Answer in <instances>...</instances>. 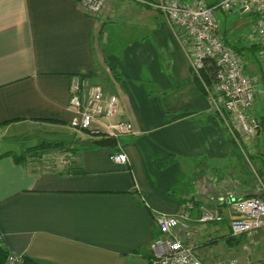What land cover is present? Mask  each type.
Returning <instances> with one entry per match:
<instances>
[{
  "label": "crops",
  "instance_id": "obj_1",
  "mask_svg": "<svg viewBox=\"0 0 264 264\" xmlns=\"http://www.w3.org/2000/svg\"><path fill=\"white\" fill-rule=\"evenodd\" d=\"M234 30L219 32L242 51L257 97L264 88L261 53ZM182 37L161 13L135 3L108 0L92 14L79 0H0V155L41 134L70 133L75 141L35 162L0 156L7 252L43 264H149L155 217L188 201L183 240L205 263L239 264L225 247L230 213L219 202L227 194L264 196L240 180L247 163L239 170L234 121L213 101L215 72L208 82L202 70L209 60L193 70ZM79 76L117 96L120 111L110 120L132 124L116 146L94 145L104 136L72 127L69 87ZM247 113L262 131L264 115ZM116 151L126 163L110 159ZM190 178L191 192L177 197L172 188ZM202 208L224 220L197 223Z\"/></svg>",
  "mask_w": 264,
  "mask_h": 264
},
{
  "label": "built area",
  "instance_id": "obj_2",
  "mask_svg": "<svg viewBox=\"0 0 264 264\" xmlns=\"http://www.w3.org/2000/svg\"><path fill=\"white\" fill-rule=\"evenodd\" d=\"M108 0H79L81 7L92 14L99 13ZM150 8L161 13L181 34L182 42L190 52V65L199 72L207 59L215 63L213 101L221 105L224 113L233 119L235 131L240 135L253 136L259 123L248 115L253 106L256 91L252 77L245 71L242 57L228 44L219 32L215 11H231L242 8L256 14L252 27L256 42L262 47L261 61L264 63V0H217L210 5L206 0H120ZM215 104V105H216ZM216 105V106H217ZM69 108L76 118L72 127L92 131L94 135L119 137L130 134L133 126L127 120H110L119 114L120 108L115 94H106L101 85L91 83L87 77H75L69 87ZM95 121L102 123V129L92 128ZM77 127V128H76ZM235 135V134H234ZM236 137V136H235ZM116 163H126L124 152L110 154ZM228 209L229 236L238 237L264 229V200L256 195L233 197L225 195L219 202ZM192 204L186 202L174 213H159L155 217L158 234L149 244V264H236V260L201 261L194 246L183 240ZM224 215L216 209L202 208L196 217L199 224L219 223ZM3 235L0 233V242ZM25 254L8 252L3 264H26Z\"/></svg>",
  "mask_w": 264,
  "mask_h": 264
},
{
  "label": "rangeland",
  "instance_id": "obj_3",
  "mask_svg": "<svg viewBox=\"0 0 264 264\" xmlns=\"http://www.w3.org/2000/svg\"><path fill=\"white\" fill-rule=\"evenodd\" d=\"M215 17L217 20L218 27L221 31H227L228 34L230 35L232 30L235 29L234 33L237 36L242 37L243 42H245V40H250V42H256V37L251 31L252 27L254 26L257 20L256 14L250 12L249 10L242 11L239 8H234L228 12H222L220 10H216ZM254 88L255 91H257L255 84H254ZM248 111L252 112V115L258 118L259 116L264 115V88L262 93L257 94L255 102L252 106V110H248ZM234 131L235 129L233 130V132ZM82 133L84 135L85 134L87 135V131H82ZM234 134L236 136L235 148L237 147L236 156H238L237 158L239 161V170L241 169L240 165L242 164V162L244 163V165H246L245 162L247 163V166L245 167L247 169V173L243 174L240 180L246 181L249 190L259 191L260 193L258 192V194L259 195L262 194L264 196V128L262 129V131L259 132L256 130L253 136L243 135L242 137L240 133L236 131ZM44 140L45 139L39 137L30 140L28 139L26 142L22 143V146L20 143L15 142V144H12V146L15 149H17V151H13V152L18 156L24 155L25 157L27 155L28 158L25 157V160L23 161L26 163L29 161V159L35 162L38 161V159L40 158L43 159V157L53 158L54 156L50 148L41 147V145L44 144L42 142ZM29 145H33V146H29ZM65 145H67V143L58 145V147H62L63 149L65 148ZM245 154L248 155L249 160L245 158L246 157ZM29 157H33V158H29ZM165 167H161V168H165ZM236 170L238 169L236 168ZM229 181H233V179H229ZM190 182L192 183L191 178L185 179L181 184L175 185L172 188L175 195L177 197H182L185 196L186 193H190L192 190ZM227 195L236 197L230 194ZM249 196L251 195H244L242 197H249ZM197 234L199 236V233ZM192 236L193 235H191L190 237ZM215 241L222 243L220 239H217ZM227 242L230 241L227 240ZM225 247L227 250L235 252L234 257L237 258L239 264H255L257 262H260L258 264H264V229L259 228L258 230L254 231L251 234L240 235L239 239L236 242H232V243L230 242V244L228 246L226 245Z\"/></svg>",
  "mask_w": 264,
  "mask_h": 264
},
{
  "label": "trees",
  "instance_id": "obj_4",
  "mask_svg": "<svg viewBox=\"0 0 264 264\" xmlns=\"http://www.w3.org/2000/svg\"><path fill=\"white\" fill-rule=\"evenodd\" d=\"M210 5H213L217 0H206ZM253 48L256 52H262V47L260 46V44H258L257 42L253 44V46L251 47ZM236 49V48H235ZM252 49V51H253ZM236 51L238 53H240L241 55L242 54V51L240 49H236ZM209 60L210 62V66L208 68L205 67V69L202 70L203 72V75L205 76V79L209 82V79L210 77L213 75V73L215 72V63L211 60V59H207ZM259 123V121H258ZM259 128H260V123H259ZM233 139V138H231ZM233 141V140H232ZM44 144L41 145V147H46V148H56L58 147V145H61L63 144L64 142L63 141H47V140H44L42 141ZM235 142V141H234ZM73 143H75V141H73ZM31 150V149H29ZM35 152V151H34ZM4 155H11L13 157V159L17 162V163H22L24 160H25V157L28 158V156L26 155L24 157V155H16L13 151H9V152H6L5 154H2L0 156H4ZM239 239V236L238 238L237 237H229V239H227L228 241L230 242H236L237 240ZM2 242H0V264H3L4 263V260L7 256V251L4 249V247L1 245ZM25 263L26 264H43V263H38L32 259H30L29 257H27L25 255Z\"/></svg>",
  "mask_w": 264,
  "mask_h": 264
},
{
  "label": "water",
  "instance_id": "obj_5",
  "mask_svg": "<svg viewBox=\"0 0 264 264\" xmlns=\"http://www.w3.org/2000/svg\"><path fill=\"white\" fill-rule=\"evenodd\" d=\"M41 138L47 141H73L74 135L73 134H41L39 135ZM93 144L97 146L103 147H111L117 145V140L115 137H101L99 139L93 140Z\"/></svg>",
  "mask_w": 264,
  "mask_h": 264
}]
</instances>
